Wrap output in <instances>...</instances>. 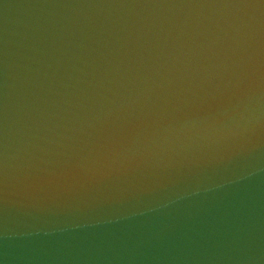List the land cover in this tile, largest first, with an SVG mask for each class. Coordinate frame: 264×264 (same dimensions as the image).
<instances>
[{
    "label": "water",
    "instance_id": "95a60500",
    "mask_svg": "<svg viewBox=\"0 0 264 264\" xmlns=\"http://www.w3.org/2000/svg\"><path fill=\"white\" fill-rule=\"evenodd\" d=\"M0 264H264V0H0Z\"/></svg>",
    "mask_w": 264,
    "mask_h": 264
}]
</instances>
